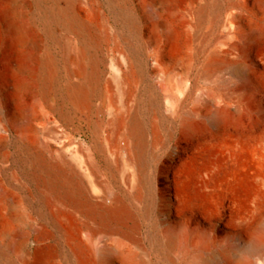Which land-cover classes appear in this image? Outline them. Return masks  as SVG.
<instances>
[{
    "label": "rangeland",
    "instance_id": "rangeland-1",
    "mask_svg": "<svg viewBox=\"0 0 264 264\" xmlns=\"http://www.w3.org/2000/svg\"><path fill=\"white\" fill-rule=\"evenodd\" d=\"M4 2L0 264H264V0ZM67 6L74 25L47 29V9ZM48 54L57 74L44 83ZM80 54L98 76L92 100L76 105L67 85L79 81ZM128 60L135 75L123 85ZM134 110L145 129L139 186L110 125ZM30 113L35 133L24 129ZM35 155L132 215L92 235L99 219L56 202ZM169 238L170 251L156 245Z\"/></svg>",
    "mask_w": 264,
    "mask_h": 264
},
{
    "label": "bare ground",
    "instance_id": "bare-ground-1",
    "mask_svg": "<svg viewBox=\"0 0 264 264\" xmlns=\"http://www.w3.org/2000/svg\"><path fill=\"white\" fill-rule=\"evenodd\" d=\"M1 6L2 7L5 6L4 0H2ZM46 12L49 15L46 23V27L49 30L53 25H57V24L64 25L67 27L73 26L77 18L75 12L69 6L61 10L58 9L57 7L48 8ZM156 25L167 29L168 32H170V34L173 35V32L170 29H168V24L165 21V19L159 18L156 21ZM16 29H17L16 30L17 33H19L20 39H22L25 34V30L20 26H17ZM33 42H35V40ZM76 61L79 68V70L77 71L79 81L73 83L70 82L67 85V96L74 104L83 105L92 100L95 92V82H96L95 79L98 75L96 70L92 71L86 69L81 54L80 56H78ZM127 63L129 70L128 71L125 70L124 72L122 71L120 76V81L123 85L128 84L131 78L134 77L135 75L133 71L134 62L130 61L129 63L128 60ZM37 72L41 80L44 83H48L49 80L53 78L54 75L57 74L56 57L53 54H48L45 56L44 59L41 58L39 60V66ZM129 96L130 93L128 94V97ZM152 104L155 107H157L158 106L157 100L153 99ZM34 118L35 117L33 116V114L30 113L29 117L25 119L24 129L26 133L36 132V129L34 128V126H32ZM110 125L115 130V138L113 140L114 141L113 146L117 150L122 151L126 155L125 161L133 169V172L129 175V178L131 180H134L137 186H139L142 184V177L140 175V171L143 164L142 162H143V152L145 147V129L141 124L138 111L137 110L130 111V113L127 114L115 113L111 119ZM1 129L5 130L4 127H1ZM118 137L124 138V144H116V139H118ZM34 159L39 170L43 173L46 185L51 190V193L53 195L55 194L54 200L56 202L58 203L60 202L61 204L62 203L75 204V206H77L79 209L99 219L100 224L97 228L91 231L92 235L101 230L110 231L108 229H112L114 226H117V224L121 223V221L132 215V212L124 204L122 198L113 197L111 199L112 201L111 204L107 203L108 201L106 202L105 200L101 202H95L96 197H94V195L88 189V187L80 182L79 183L73 182L74 179L72 181L69 178H67L62 172V167H60L57 163L44 162L42 157L39 155H35ZM6 200H7V195L0 187V221L3 222H7L8 220L7 215L6 216L2 215L3 205ZM45 236L47 235L45 234ZM26 244H27L26 238H23L19 242L18 247L20 246L21 248L25 249ZM36 244L37 246L35 250H37L36 252L39 254V256L46 255L47 252L45 251L44 246L42 245V239L40 236L36 240ZM116 244L117 245L111 247L112 250H114V252H116L117 254L124 255L123 251H121L120 245L118 243ZM172 244H173V240L171 238H169L168 241L163 244L160 242L158 243L156 242L157 246H159L160 248L166 251L171 250ZM46 246L47 244L45 245V247ZM0 254H2L1 250H0ZM100 254L101 257H107L103 252ZM125 257L123 263L131 264V258L129 259V257L126 258Z\"/></svg>",
    "mask_w": 264,
    "mask_h": 264
}]
</instances>
